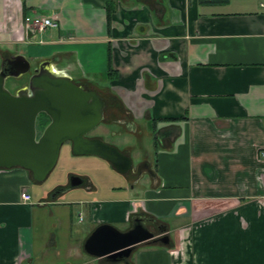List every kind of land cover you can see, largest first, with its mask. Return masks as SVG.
<instances>
[{
	"label": "crops",
	"instance_id": "crops-1",
	"mask_svg": "<svg viewBox=\"0 0 264 264\" xmlns=\"http://www.w3.org/2000/svg\"><path fill=\"white\" fill-rule=\"evenodd\" d=\"M28 15L58 27L33 34ZM12 51L95 91L102 126L129 128V142L105 135L132 167L113 182L108 162L72 154L100 159L102 183L0 169V264H109L85 240L136 218L169 242L138 245L129 264H264V0H0V52ZM130 138L150 155L133 160Z\"/></svg>",
	"mask_w": 264,
	"mask_h": 264
},
{
	"label": "water",
	"instance_id": "water-1",
	"mask_svg": "<svg viewBox=\"0 0 264 264\" xmlns=\"http://www.w3.org/2000/svg\"><path fill=\"white\" fill-rule=\"evenodd\" d=\"M11 63L17 68L15 72H0V169L21 168L30 172L35 183H42L55 167L61 146L70 143L74 156L98 157L122 175L131 170L128 155L98 138L86 137L104 117V102L95 91L77 86L43 64L25 86L11 94L5 85L7 79H19L30 71L23 56H15ZM40 114L46 115L49 123L38 135ZM71 181L72 186L78 184ZM148 242L167 245L169 239L155 237L143 220L136 218L126 232L110 225L98 226L85 240L83 250L109 264H129L135 248Z\"/></svg>",
	"mask_w": 264,
	"mask_h": 264
},
{
	"label": "rangeland",
	"instance_id": "rangeland-1",
	"mask_svg": "<svg viewBox=\"0 0 264 264\" xmlns=\"http://www.w3.org/2000/svg\"><path fill=\"white\" fill-rule=\"evenodd\" d=\"M24 50H25V48L22 49V51H24ZM14 53L15 52L12 51V52H9L8 55H13ZM28 78H29L28 75L24 76V80L26 81V83H27ZM20 84H21L20 82L16 83L15 81L10 80L6 85V88L8 87L11 91L12 90L16 91L18 88L25 86V84L22 86H19ZM102 125H103V123L99 124L92 132H90L91 133L90 135H93V134L102 135L104 142L109 144V145H114L112 142L111 136H112V138H115V142L116 141L121 142V143L129 142L128 138H126V135H125V133L127 132V130L129 128H126L125 126L124 127L120 126L119 128L115 127L114 128L115 131L109 133V130L106 129L105 127H103ZM133 127H134V125H133ZM36 128H37L38 135H40L41 130H40L39 125H37ZM105 134H108V135L110 134L111 136H106ZM117 139H122V140L119 141ZM130 140H131L130 145L132 146V148L135 147V149L132 150L133 154H131L132 155L131 157L133 160L135 159L134 158V154H136V153H134L135 151H137V153L140 154L139 149H144V151L145 150L148 151V152H146V151L144 152L145 156L150 155L152 148H151L147 139L143 138L140 143H139V140L136 141V140L131 139V138H130ZM66 148H67V145H64L61 148L57 164H56L55 168L53 169V172L50 175L51 177L48 176V178L49 177L53 178L54 176L59 177L61 175L60 169L63 167H65V169H68V170H78L79 172H84L86 174L89 173L90 175H93V178L95 180H97L99 183H102V181L106 177H108V174L99 168L100 166L98 165V162H101L100 159H96L95 157H74L69 149H68L69 152H67V154L65 153ZM117 148L119 150H121L119 147H117ZM129 149H131V147H129V148L125 147L126 151H129ZM111 172H112V177H113L112 181L116 182V179H117V182H121V180H120L121 177H117V176H119V175H117V172L114 169H111ZM64 179L66 180V178H64Z\"/></svg>",
	"mask_w": 264,
	"mask_h": 264
},
{
	"label": "built area",
	"instance_id": "built-area-1",
	"mask_svg": "<svg viewBox=\"0 0 264 264\" xmlns=\"http://www.w3.org/2000/svg\"><path fill=\"white\" fill-rule=\"evenodd\" d=\"M24 23L26 29L33 34H42L46 30L58 27L55 20L43 16H25ZM260 158L264 160V150L260 152ZM21 199L25 203H31V197L27 192L22 193Z\"/></svg>",
	"mask_w": 264,
	"mask_h": 264
},
{
	"label": "flooded vegetation",
	"instance_id": "flooded-vegetation-1",
	"mask_svg": "<svg viewBox=\"0 0 264 264\" xmlns=\"http://www.w3.org/2000/svg\"><path fill=\"white\" fill-rule=\"evenodd\" d=\"M14 57H15V55H8V53L7 52H0V72H2V73H5L6 75H8V74H10V73H13V72H15V70L17 69V68H14L13 67V64L11 63L12 61H13V59H14ZM21 68V67H20ZM19 69V68H18ZM37 68H34V69H32L31 68V66H30V71H29V73H27L26 75H28V77L36 70ZM26 75H23V76H26ZM22 76V77H23ZM21 78V77H20ZM14 81V80H16V79H13V78H9V79H7V81H6V84L5 85H7V83L9 82V81ZM7 89L10 91V93L11 94H13L15 91H11L8 87H7ZM86 89V88H85ZM104 97V96H103ZM107 103H106V107H105V112L107 111ZM90 134V133H89ZM88 134V135H89ZM88 135L86 136L87 138H88ZM153 231H154V229H153Z\"/></svg>",
	"mask_w": 264,
	"mask_h": 264
},
{
	"label": "trees",
	"instance_id": "trees-1",
	"mask_svg": "<svg viewBox=\"0 0 264 264\" xmlns=\"http://www.w3.org/2000/svg\"><path fill=\"white\" fill-rule=\"evenodd\" d=\"M202 2H206V3H216V2H224L226 0H201ZM112 71L109 69V76H111ZM170 121H174V120H170ZM49 123V119L46 115L44 114H40L38 117H37V120H36V126L39 125L40 127V132H42L44 130V128L48 125Z\"/></svg>",
	"mask_w": 264,
	"mask_h": 264
}]
</instances>
